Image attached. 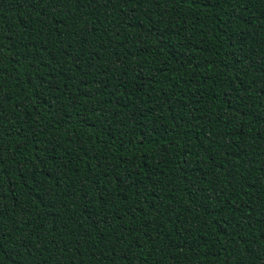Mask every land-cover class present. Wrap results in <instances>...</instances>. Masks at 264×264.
<instances>
[{"label": "trees", "instance_id": "1", "mask_svg": "<svg viewBox=\"0 0 264 264\" xmlns=\"http://www.w3.org/2000/svg\"><path fill=\"white\" fill-rule=\"evenodd\" d=\"M0 264H264V0H0Z\"/></svg>", "mask_w": 264, "mask_h": 264}]
</instances>
